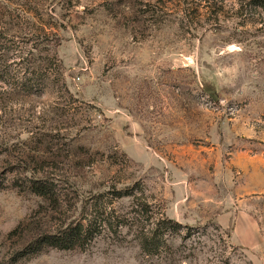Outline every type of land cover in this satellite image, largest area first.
I'll list each match as a JSON object with an SVG mask.
<instances>
[{"label": "rangeland", "instance_id": "obj_1", "mask_svg": "<svg viewBox=\"0 0 264 264\" xmlns=\"http://www.w3.org/2000/svg\"><path fill=\"white\" fill-rule=\"evenodd\" d=\"M0 8L11 33L52 40L23 63V91L0 81V264H264V0ZM82 215L100 232L84 250L23 253ZM161 217L182 228L147 256L139 232Z\"/></svg>", "mask_w": 264, "mask_h": 264}, {"label": "trees", "instance_id": "obj_2", "mask_svg": "<svg viewBox=\"0 0 264 264\" xmlns=\"http://www.w3.org/2000/svg\"><path fill=\"white\" fill-rule=\"evenodd\" d=\"M10 16L0 8V81L6 82L11 79L17 81L13 84L12 89L23 91V63L30 61L29 57L34 56L33 51L36 50V44L40 43L39 49L43 52L49 51V45L52 40L43 32L37 34L24 33L23 31L10 32ZM27 38V39H26ZM23 40L34 43L27 50V54L23 58ZM41 53V52H38ZM39 55V54H38ZM53 58V56H52ZM52 61V60H51ZM48 59L47 63H51ZM42 62V61H41ZM43 63V73L46 74V64ZM12 66L18 68L11 70ZM46 70V71H45ZM11 74L13 75L11 77ZM44 74V75H45ZM21 75V76H20ZM28 78L26 79V81ZM28 190L40 198L51 200L54 203V209L59 210L58 195L53 184L44 178H28ZM116 199L133 198L132 192L129 189L117 192ZM138 203V202H137ZM140 208H147L149 205L145 202L137 204ZM126 225V224H123ZM96 227H101L97 225ZM182 226L177 222L161 217L154 223L151 230L141 229L139 232V248L147 256L158 257L166 250H171L167 244L164 235L169 232L177 234ZM99 229H93V223L83 215L75 220H70L68 223L62 222L60 226L54 228L53 231L43 232L31 238L24 247L23 253L27 256H32L44 252L48 249L56 250H84V248L98 235Z\"/></svg>", "mask_w": 264, "mask_h": 264}]
</instances>
